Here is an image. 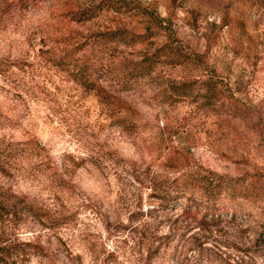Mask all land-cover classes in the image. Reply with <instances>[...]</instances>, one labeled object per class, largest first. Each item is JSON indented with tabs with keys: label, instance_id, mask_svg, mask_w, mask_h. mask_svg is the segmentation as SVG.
Instances as JSON below:
<instances>
[{
	"label": "clouds",
	"instance_id": "clouds-1",
	"mask_svg": "<svg viewBox=\"0 0 264 264\" xmlns=\"http://www.w3.org/2000/svg\"><path fill=\"white\" fill-rule=\"evenodd\" d=\"M134 3L135 42L107 63L88 51L90 32L114 8L18 0L22 15L0 19V260L155 264L165 253L171 261L182 232L230 264H264V201L245 207L242 242L197 235L223 220L200 209L211 201L215 211L219 178L236 179L243 164L205 109L217 91L264 99V0ZM178 21L195 45L179 38ZM159 220L169 226L158 230ZM180 250L196 264L199 251Z\"/></svg>",
	"mask_w": 264,
	"mask_h": 264
},
{
	"label": "rangeland",
	"instance_id": "rangeland-1",
	"mask_svg": "<svg viewBox=\"0 0 264 264\" xmlns=\"http://www.w3.org/2000/svg\"><path fill=\"white\" fill-rule=\"evenodd\" d=\"M89 2L93 8L100 10H103L105 5L109 10L115 9L104 20L99 21L95 29L90 32V36L95 39L91 40L88 51L97 62L107 63L110 58H117V53L123 55L122 52H119L121 46H132L135 42L137 28L142 21L137 19V13L134 12V0H104V5H96L95 0H89ZM184 3L199 7L201 10L205 7V0H184ZM18 7V0H0V19L22 15L17 12ZM95 14L99 15V12ZM203 15L204 19H207L212 13H203ZM176 31L179 38L190 40L195 45V39L179 21ZM128 63L132 64L131 61ZM197 70L194 66L185 69L186 72L191 73ZM188 95L199 96L200 90L191 89ZM204 115L214 118L213 125L217 142L228 151V158L233 161H243V164L237 165L235 169L238 174L236 179L230 176L219 178L222 185L219 192L223 193V198H217L215 205L218 207L215 208V211L213 212V205L210 204L200 209L201 212L207 211L209 216L214 215L217 218L223 216V220L219 222L220 225L204 230L197 235L199 242L204 244L214 243L232 247L234 239L241 240V237L245 235L242 226L249 222V216L244 211L245 207L251 206L257 201H264V99H260L256 104L250 100L248 103H244L235 100L230 92L225 94L222 91H217L211 106L205 109ZM205 159L212 162L213 166L215 165L211 153ZM233 195L245 196L248 199L246 201L234 199L231 202L229 197ZM224 206L225 208H223ZM236 216L239 217L238 220L234 219ZM168 226L165 220H159L157 229ZM173 227L177 226L173 225ZM183 227V224L179 225L180 229ZM179 234L180 244L177 245V251L172 254L171 261L164 258L165 253L157 258L155 264H192V261L180 250L182 247H187L190 251H199V259L196 264H230L231 257L225 259L223 254L214 252L211 248H199L195 238L185 241L182 232ZM256 251L260 259L264 260V247H258ZM237 264L240 262L238 261Z\"/></svg>",
	"mask_w": 264,
	"mask_h": 264
},
{
	"label": "trees",
	"instance_id": "trees-1",
	"mask_svg": "<svg viewBox=\"0 0 264 264\" xmlns=\"http://www.w3.org/2000/svg\"><path fill=\"white\" fill-rule=\"evenodd\" d=\"M229 198H231V200H232L231 202H233V200H234V199H233V196H231V197H229ZM216 202H217V199H216L215 203H216ZM208 204H210V205H213V202L209 201V203H208ZM223 208H225V206H224ZM227 208H228V207H227ZM218 210H221V209H218ZM216 211H217V209H216ZM218 225H220V223H219V222L217 223V226H218ZM0 251H3V250H2V249H0ZM0 264H6V262H5V261H3V260H0Z\"/></svg>",
	"mask_w": 264,
	"mask_h": 264
}]
</instances>
